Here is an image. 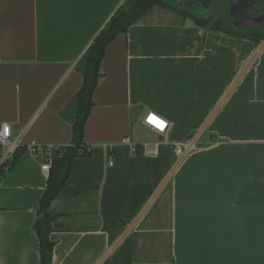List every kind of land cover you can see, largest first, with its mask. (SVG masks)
Segmentation results:
<instances>
[{
  "label": "crops",
  "instance_id": "0c3cea01",
  "mask_svg": "<svg viewBox=\"0 0 264 264\" xmlns=\"http://www.w3.org/2000/svg\"><path fill=\"white\" fill-rule=\"evenodd\" d=\"M137 1L0 0V125L27 148L0 172V264H40L33 226L49 174L28 147L65 153L91 44ZM151 15L106 50L91 155L51 206L63 225L53 264H264V40ZM150 113L169 122L166 137L143 125ZM202 128L208 145L179 160L175 143ZM146 130L158 157L124 143Z\"/></svg>",
  "mask_w": 264,
  "mask_h": 264
},
{
  "label": "trees",
  "instance_id": "16d2710c",
  "mask_svg": "<svg viewBox=\"0 0 264 264\" xmlns=\"http://www.w3.org/2000/svg\"><path fill=\"white\" fill-rule=\"evenodd\" d=\"M257 1L264 8V0ZM154 8L172 11L184 19H191L196 26L211 31L220 30L241 38L255 37L264 40V29H260L258 32L241 31L232 25L230 26L226 21L213 22L210 19L196 18L197 16L185 7L178 6V2L173 0H138L130 11H117L91 44L87 59L88 64L83 71L84 83L78 93V109L77 117L72 125V141L63 155L57 151L56 157L52 160L47 187L36 207L38 215L33 228L39 240L40 264H53L55 242L51 241V235L55 230L54 225L58 223L61 215L51 212L52 203L59 198V195L68 186L69 178L72 175L73 162L79 157L90 156L92 152V149L85 142V124L91 115L92 108L95 106L94 93L103 77L102 61L106 50L116 38L127 35L131 26L142 21ZM26 151L27 148L19 147L13 159L3 164L0 172L3 171L2 173L5 175L11 171Z\"/></svg>",
  "mask_w": 264,
  "mask_h": 264
},
{
  "label": "built area",
  "instance_id": "2783aa9c",
  "mask_svg": "<svg viewBox=\"0 0 264 264\" xmlns=\"http://www.w3.org/2000/svg\"><path fill=\"white\" fill-rule=\"evenodd\" d=\"M152 117L162 124V127L157 123L151 120ZM143 125L146 128L152 129L159 137H166L167 133L170 130L169 122L163 120L162 118L150 113L148 118L143 121ZM124 143L131 148L132 153L135 154H142L148 158H155L160 155V149L163 145L161 140H156L154 142H143L141 144L133 143L129 137L124 139ZM21 135H17L14 137L13 131L8 124H1L0 125V150L2 151V156L0 160V165L3 166L6 162H9L13 159L14 155L18 151L19 147H21ZM32 154H43L45 160L42 170L47 174L50 173L52 167V160L56 157L57 149L54 146H38L36 144L30 145L28 147ZM198 150V145L196 141H185L181 143H175L174 146V153L179 160H182L188 154ZM113 166V162L110 164Z\"/></svg>",
  "mask_w": 264,
  "mask_h": 264
},
{
  "label": "water",
  "instance_id": "95a60500",
  "mask_svg": "<svg viewBox=\"0 0 264 264\" xmlns=\"http://www.w3.org/2000/svg\"><path fill=\"white\" fill-rule=\"evenodd\" d=\"M183 1V0H179ZM185 2L196 0H184ZM212 3V0H209ZM222 0H219L221 2ZM201 3L200 9L208 12L209 2ZM229 17L233 19V24L238 30L248 31L251 28L264 29V8L257 0H228ZM209 4V5H208ZM63 225L56 223L55 229L62 228Z\"/></svg>",
  "mask_w": 264,
  "mask_h": 264
},
{
  "label": "flooded vegetation",
  "instance_id": "af4514ba",
  "mask_svg": "<svg viewBox=\"0 0 264 264\" xmlns=\"http://www.w3.org/2000/svg\"><path fill=\"white\" fill-rule=\"evenodd\" d=\"M174 2H178V6H182L185 7V9H187L189 12H191L193 15L198 17H201L205 20H212L213 22L215 21H226L228 24H230V26L232 25L233 27H235L236 29H238L236 26H234L233 24V19L229 18V11L231 9H229L228 7V0L226 1H221L219 2V0H212L213 2L211 3L209 0H207V2H209V7H208V12H204L203 9H200L201 3L205 2L206 0H196V1H189V2H185L183 1H179V0H173ZM206 2V4H207ZM261 28H251L250 31H254V32H258ZM242 31V30H241Z\"/></svg>",
  "mask_w": 264,
  "mask_h": 264
},
{
  "label": "rangeland",
  "instance_id": "374dc122",
  "mask_svg": "<svg viewBox=\"0 0 264 264\" xmlns=\"http://www.w3.org/2000/svg\"><path fill=\"white\" fill-rule=\"evenodd\" d=\"M150 13H154V15L153 16L151 15L150 17L157 18V19H160L161 17L164 18V17L171 16L172 17L171 20H174V21L181 22V21L184 20V18L182 16H180V15H178V14L172 12V11H169V10H160L158 8H154L152 10V12H150ZM144 132H145L144 133L145 135L143 137L145 139V142H150L151 143V142H154V141H156V140L159 139L156 136V134L153 133L152 131L150 132L149 130H146ZM204 133L206 134V136L203 135ZM190 134H191L190 136L188 135L189 138H186L183 142L188 141V140L196 141L197 139L201 138V135H202L203 136L202 137L203 139L200 142L201 143V146H198V148L200 149L201 147H206L208 145L207 140H204L206 137L209 136V134L207 133V130L206 129H203L202 128L201 130L190 131ZM165 142H166V139H165V141H163V143H165Z\"/></svg>",
  "mask_w": 264,
  "mask_h": 264
},
{
  "label": "bare ground",
  "instance_id": "6f19581e",
  "mask_svg": "<svg viewBox=\"0 0 264 264\" xmlns=\"http://www.w3.org/2000/svg\"><path fill=\"white\" fill-rule=\"evenodd\" d=\"M151 120H152L153 122L157 123L158 125H160V127H162V124H160V123L155 119V117H152Z\"/></svg>",
  "mask_w": 264,
  "mask_h": 264
}]
</instances>
